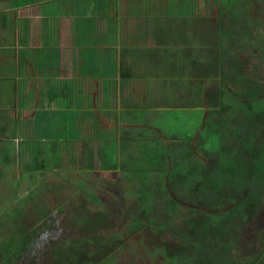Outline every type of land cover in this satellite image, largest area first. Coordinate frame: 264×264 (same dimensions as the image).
Returning a JSON list of instances; mask_svg holds the SVG:
<instances>
[{
  "label": "flooded vegetation",
  "instance_id": "obj_1",
  "mask_svg": "<svg viewBox=\"0 0 264 264\" xmlns=\"http://www.w3.org/2000/svg\"><path fill=\"white\" fill-rule=\"evenodd\" d=\"M1 4L0 41L29 14L34 41L43 28L44 43L61 49L62 80L78 85L97 70L90 82L100 83L101 99L82 144L48 140L34 121L0 123V264H111L124 253L135 264H264V182L239 179L249 145L256 153L246 168L264 166V119L246 127L222 106L225 96L264 100V0ZM253 45L263 47L259 57ZM200 51L205 64L195 68ZM51 96L16 93L31 112L52 110ZM67 120L57 122L65 132L80 121ZM224 164L220 183L199 193L203 175ZM73 209L90 221L72 224ZM199 222L206 231L193 232ZM72 232L80 233L62 234Z\"/></svg>",
  "mask_w": 264,
  "mask_h": 264
},
{
  "label": "crops",
  "instance_id": "obj_2",
  "mask_svg": "<svg viewBox=\"0 0 264 264\" xmlns=\"http://www.w3.org/2000/svg\"><path fill=\"white\" fill-rule=\"evenodd\" d=\"M28 16L29 14L20 15L16 21V23L19 22V27L14 24L13 29H10L11 34L7 37L3 36L5 41H0V123L2 125L10 124L16 119L20 120V126H23L21 124L27 120L34 121L40 125L42 130H49L48 140L51 139L50 135L54 134L52 139L59 140V143L61 140H72L74 143L79 140L82 144L90 139V135H85L84 132L89 129V123L93 119L95 108H97L96 104L101 99L100 83L94 85L93 82H90L92 76H97V70L92 73L90 68L86 69L87 75L78 85H72L66 80H62L66 78L67 74L64 71L66 69L63 65L64 61L59 60L61 49L58 50V53H52L59 47L48 46L46 42L44 43L46 31L43 28H39L38 31L42 32L41 38L34 41L35 33L26 28ZM21 19L24 21V28L18 32V28H21ZM80 52L76 53L79 62H81L82 55ZM85 64L92 66L87 60ZM32 83L33 85H30ZM37 85L38 87L33 90L32 87ZM73 86H77L78 91L77 89L74 91ZM52 87L54 88L52 89ZM27 88L33 96L36 93L43 94L44 92L52 94L50 101L53 104L52 110L42 108L45 105H38L41 109L40 112H31L32 106L30 105L25 108L21 107L20 103L23 101L17 100L16 93ZM62 98L63 100L66 98L68 103L61 105L59 100ZM104 99L108 102L107 98ZM153 105L156 108L160 107L157 104ZM37 113L38 115H36ZM44 114H49L50 117L44 116ZM71 114L77 116L80 121L77 122L75 129L65 132V128L60 124H67L68 116ZM78 131H80L79 135H77ZM80 149L82 150V148Z\"/></svg>",
  "mask_w": 264,
  "mask_h": 264
},
{
  "label": "rangeland",
  "instance_id": "obj_3",
  "mask_svg": "<svg viewBox=\"0 0 264 264\" xmlns=\"http://www.w3.org/2000/svg\"><path fill=\"white\" fill-rule=\"evenodd\" d=\"M4 0L0 1V11L3 8V5L1 3H3ZM225 24V33L227 35L233 34L234 31L231 32V30L228 28L227 25V21L223 22ZM203 29V28H201ZM196 34V31H195ZM195 34L193 35V37L195 36ZM203 32L201 30L198 31V36L197 38H200L202 36ZM235 36H237V34H234ZM193 37H191L190 40L187 41V43L191 44ZM5 41V40H4ZM237 41H240L239 38H237ZM230 40H228V44H229ZM232 48H235L234 43L231 44ZM255 47L258 48V52L257 55L258 57L262 54L263 52V47H259L258 45H253ZM230 48V46H229ZM60 50L59 48L54 50L52 53H58ZM81 54L83 53V51L80 52ZM194 61H193V65L195 68H197L198 66H202L205 64V56L203 54V52H198L194 54ZM197 61V62H195ZM250 100V99H249ZM222 106L224 108V111L226 112H230L229 114H227L228 117H233L236 118L238 120H243L245 118V125L246 127H253L255 128V124L253 123V120L255 118H257L259 121H263L264 119V100H250L247 104H242L240 103L238 100H234L232 98H229L228 96H225L222 100ZM256 129V128H255ZM257 130V129H256ZM246 152L241 153V160H240V164H239V179L241 181V183L246 187L247 186V178L250 175L255 176L254 178L256 179V181H258V183H263L264 182V174H262L259 170L256 171L257 167L261 168V171L264 173V166L258 165L256 166L255 164L253 165L252 168L247 169L246 168V163H247V159H248V155L250 152H252V158L254 156V153H256V150L252 147V146H248L246 148ZM254 159V158H253ZM232 160V158L230 157H224L223 158V163H228L230 164V161ZM259 160V159H258ZM222 168L221 169H217V170H213L212 172L208 173L211 174L209 176H206V179H204V175L203 178L201 179V181L199 183H197V187L200 188L198 189V192L201 193L204 189L203 188H214L213 185H218L220 183V179L222 178V170H226L228 165H221ZM256 171V172H255ZM248 172H252L255 174H248ZM261 178H259V177ZM195 187V186H194ZM6 196V195H5ZM134 196H139L141 197L139 194L135 193ZM213 196V195H210ZM136 201H141L140 199H137ZM141 203V202H140ZM39 205H45L44 203L40 202ZM84 213H86L84 210H80V209H73L72 212L70 214H68V218L71 220V223H78L84 220V218H87L88 221H90L89 216L83 215ZM132 213V211H131ZM159 214V211L157 210V208H154V210L152 211V215L153 214ZM93 216V215H92ZM6 217V216H2V219ZM28 217H26L25 219H27ZM3 224L5 227H8L7 223L5 222V220H3ZM207 229V223L206 222H199L195 225V230L193 232H202V231H206ZM80 232L77 233H62L64 236H67L68 238H72L75 237V235L79 234ZM105 235V234H104ZM103 235V237H104ZM142 246V242H140V247ZM139 257L133 259L132 263H129V259L126 255V253L124 254H120L119 258H110V260L113 262L111 264H135V260H137ZM45 262L50 263V261L46 260ZM137 264H141L139 262H137ZM144 264V263H142ZM166 264V263H165ZM219 264H222V262H220Z\"/></svg>",
  "mask_w": 264,
  "mask_h": 264
}]
</instances>
